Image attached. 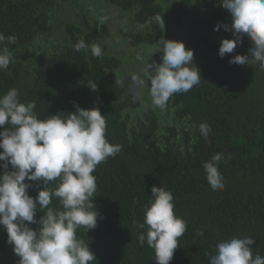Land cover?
Returning <instances> with one entry per match:
<instances>
[{
	"label": "trees",
	"instance_id": "1",
	"mask_svg": "<svg viewBox=\"0 0 264 264\" xmlns=\"http://www.w3.org/2000/svg\"><path fill=\"white\" fill-rule=\"evenodd\" d=\"M61 1L0 0V33L16 37L7 45L13 61L0 70V95L17 88L21 102L35 101L34 111L42 120L74 112V105L98 107L105 115L106 139L121 151L93 173L97 227L77 232L95 254L93 264H155L154 250L139 244L144 230L137 227L152 186L171 191L174 212L187 224L170 264H209L215 245L232 237H251L253 254L264 257V70L258 63H229L236 54H249L250 40L245 37L234 53L221 58V41L187 34L182 42L196 55L200 83L173 95L164 108L154 107L150 98L137 96L132 75L141 72L143 61L160 63L150 56L157 41L212 0H108L131 23V30H117L123 44L107 36L103 14L86 15L83 9L76 21L55 17ZM104 15L108 19L109 12ZM157 16L163 17L164 30ZM51 23L57 40L49 39ZM197 23L214 31L218 23L230 25L231 16L216 12ZM215 31L234 38L223 27ZM81 39L89 46L98 44L102 55L92 56L90 48L75 51ZM91 82H96V91L87 87ZM144 90L148 95V88ZM201 124L210 128L207 138L199 130ZM217 154L224 187L213 191L203 164ZM28 183L29 195L35 197L40 187ZM50 207L59 209L58 199L53 198ZM45 211L38 208L36 219ZM18 259L0 227V264H18Z\"/></svg>",
	"mask_w": 264,
	"mask_h": 264
},
{
	"label": "clouds",
	"instance_id": "2",
	"mask_svg": "<svg viewBox=\"0 0 264 264\" xmlns=\"http://www.w3.org/2000/svg\"><path fill=\"white\" fill-rule=\"evenodd\" d=\"M219 4L230 13L231 24L218 23L214 30L223 27L234 38L222 39L218 55L223 58L234 53L237 44L247 37L251 42L249 54H236L229 63L241 67L258 63L264 70V0H219ZM155 20L164 30L163 17ZM15 41L14 35L0 33V70L13 61L7 45ZM73 47L77 52L90 48L94 57L102 55L98 44L89 46L83 39ZM155 53L160 54L161 62H146L131 80L138 97L147 87L151 104L164 108L173 95L197 86L201 74L194 64V51L182 41L163 37L150 52L151 58ZM87 87L97 90L96 82ZM19 96L15 87L0 95V227L7 233V243L19 258L18 264H93L96 256L77 232L97 227L100 213L94 203L97 185L93 173L121 147L106 139V119L98 107L74 105V112L42 120L34 111L35 101L21 102ZM199 130L207 138L209 126L201 124ZM220 159L217 154L203 164L213 191L224 187L218 169ZM26 181L37 182L40 187L35 197L29 195L32 184ZM53 181L56 186L49 188ZM53 198L58 199L59 209L50 207ZM173 199L171 191L163 186H152L143 222L137 224L144 230L139 244L146 243L154 250L155 264H170L187 229L184 219L174 212ZM38 208L46 211L36 219ZM254 243L251 237L221 240L209 256V264H264V257L253 254Z\"/></svg>",
	"mask_w": 264,
	"mask_h": 264
},
{
	"label": "rangeland",
	"instance_id": "3",
	"mask_svg": "<svg viewBox=\"0 0 264 264\" xmlns=\"http://www.w3.org/2000/svg\"><path fill=\"white\" fill-rule=\"evenodd\" d=\"M74 2V1H73ZM83 9L87 12L86 15H91V12H97L96 16L100 18V14H103L102 20L104 23V31L107 34V36H112L114 38H116V40L118 42L121 41V43L123 44L125 41L123 39V37L118 33V28H123L124 30H131L132 26L131 23L129 22L128 18H127V14L123 13L122 11L117 10L116 8L111 7V11H110V7L107 6L105 0H80ZM65 7L64 10H68L69 8L73 9L72 12H77L79 13L78 9L73 8V7H69L68 4H64L63 5ZM205 8H195L194 10H192L189 15H187L184 19L183 22L179 25L177 24V26H175V29L169 30V33L166 35L165 39H171V40H177V41H182V39H184V37L187 34H194V33H199L203 36H206L212 40H217V41H222V39H229L226 38L225 36H222L220 33H218L217 31H210L208 29L203 28V26H199V24L197 23L198 20L200 19H204L216 12H220V13H224V14H230L226 9H224L218 1L216 0H212L210 1L206 6H204ZM72 12L69 9V13L70 15H72ZM109 12V17L108 19L105 17V13ZM100 13V14H98ZM55 17L61 19L62 21H65V19L68 18L67 14L65 12H59L57 11L56 14H54ZM74 19V17H73ZM76 20V19H75ZM60 27V24H57V28ZM53 28H54V23H51L50 25V30H49V39H54L57 40L59 39V34L58 32H53ZM51 30H52V34H51ZM171 30V31H170ZM186 39V37H185ZM126 47V46H124ZM145 51L144 49L142 50H138V52H143ZM140 58H142L144 55L139 54ZM195 54H194V64H196V58H195ZM160 58V54L159 53H155L153 54L152 58ZM144 58V57H143ZM159 60V59H156ZM139 64V63H138ZM145 62L143 61L142 66L144 67ZM139 67H141V65H138ZM131 67L135 70V73L137 71V66L135 65V63H133L131 65ZM150 97L147 95V93L145 92V90L143 89V95L141 97V99H145L148 100ZM148 102H151L150 100H148Z\"/></svg>",
	"mask_w": 264,
	"mask_h": 264
},
{
	"label": "flooded vegetation",
	"instance_id": "4",
	"mask_svg": "<svg viewBox=\"0 0 264 264\" xmlns=\"http://www.w3.org/2000/svg\"><path fill=\"white\" fill-rule=\"evenodd\" d=\"M73 1H74V2H73ZM105 2H106V4H107V6L110 7V11H111V9H112L111 7L115 8V7L113 6V4L110 3V1L105 0ZM61 3H62V4L59 5L58 11H59V12H65V13L67 14L68 18L65 19V21L70 20V19H72V20H74V21L78 20L77 16H79V14H80L81 12H83V7H82V4H81L80 0H62ZM64 4H68L69 7H73V8L78 9L79 13H77V12L74 13V12H72L73 9L69 8L70 11L72 12V15H70V13H69V9H68V10H64V9H65V7L63 6ZM116 9H117V8H116ZM73 17H74V19H73ZM75 19H76V20H75Z\"/></svg>",
	"mask_w": 264,
	"mask_h": 264
}]
</instances>
